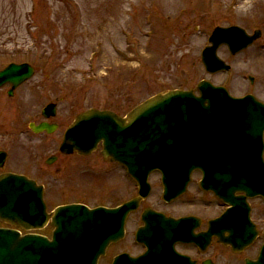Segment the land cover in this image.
<instances>
[{
    "label": "rangeland",
    "instance_id": "1",
    "mask_svg": "<svg viewBox=\"0 0 264 264\" xmlns=\"http://www.w3.org/2000/svg\"><path fill=\"white\" fill-rule=\"evenodd\" d=\"M231 25L249 32L264 29V0H0V69L15 61L28 62L36 71L14 97L7 95V85L0 88V149L9 153L0 172L31 158L44 141L45 135L32 133L29 123L43 118L41 106L49 101L58 105L61 127L54 137L59 140L82 111L110 109L125 115L158 92L181 88L197 93L201 79L225 84L234 95L243 93L248 87L243 75L264 66V33L238 55L225 46L219 49L231 65L227 73L209 74L201 61L214 28ZM40 83L44 91L37 88ZM27 86L34 89L23 97ZM27 103L30 110L22 112ZM14 153L21 157L13 161ZM69 178L62 175L61 202L107 189L86 190ZM260 242L247 254L256 256Z\"/></svg>",
    "mask_w": 264,
    "mask_h": 264
},
{
    "label": "flooded vegetation",
    "instance_id": "2",
    "mask_svg": "<svg viewBox=\"0 0 264 264\" xmlns=\"http://www.w3.org/2000/svg\"><path fill=\"white\" fill-rule=\"evenodd\" d=\"M261 31L263 36L264 29ZM261 49L264 50L263 44ZM258 56L252 57L256 60ZM261 69L252 71V75H243L248 80V87L243 93L233 95H252L264 103V81L260 82L258 77H264V66ZM39 85L37 88L44 91L45 84ZM7 86V95L14 97L21 85L12 95L9 94L11 86ZM23 89L26 92L23 97H26L34 88L27 86ZM23 102L27 101L20 102L18 109ZM2 106L12 109L9 103ZM26 106L22 112L30 110L28 103ZM54 110V115L49 118L42 115L43 118L35 123L47 121L57 124V132L61 127L57 121V103ZM29 128L34 134L45 135L44 141L36 145L31 158L14 161L21 156L12 154L15 166L2 170L0 174H23L42 185L47 217L39 221L36 228L28 230L1 220L0 228L16 229L23 235L38 234L49 241H53L55 232L61 229L58 233L60 235L62 231L63 240L69 242V257L73 264H246L247 259L257 258L264 239V195H247L239 189L241 183L238 182L239 178L252 175V157L240 158L241 163L247 164L240 167L241 171H238L237 156L230 159V165L220 167L218 171L215 165L193 168L185 187L183 180L173 182L157 167L148 173L142 190L141 183L131 172L133 168L125 163H139L140 158L111 160L101 153L98 158L77 152L65 154L60 151L62 139H55V132L35 133L30 124ZM66 128L61 131L60 138ZM242 137L245 138L244 135ZM226 143L237 147L241 143V136L238 141L235 134L226 135ZM262 143L264 146V132ZM49 151L50 154L43 155ZM97 151L100 152V149ZM8 157L7 152L6 161ZM262 158L264 161V148ZM67 174L69 182L75 181L76 185L83 183L86 190L99 185H106L107 189L101 190L104 194L96 196L84 191L85 197L73 196L61 202L59 193L65 185L62 184V175ZM99 180L104 183H99ZM51 186L54 190H50ZM93 198L96 201H90ZM128 202L131 204L126 205ZM71 203L83 204L81 209H85L86 213H55L61 205ZM252 225L258 232L254 242L240 250L234 247L233 242L238 240V229H243L247 237L246 229ZM259 242L256 256L253 252L247 254Z\"/></svg>",
    "mask_w": 264,
    "mask_h": 264
},
{
    "label": "water",
    "instance_id": "3",
    "mask_svg": "<svg viewBox=\"0 0 264 264\" xmlns=\"http://www.w3.org/2000/svg\"><path fill=\"white\" fill-rule=\"evenodd\" d=\"M259 36V30L249 35L240 26L216 27L209 38L211 44L202 53L206 70L215 73L229 69L230 66L217 55L222 44H227L236 53L251 45ZM34 72L33 66L28 63H11L0 70V87L10 83L16 88L31 78ZM197 88L201 95L183 89L153 95L133 108L126 117L110 110L89 109L79 114L69 126L61 150L64 153L76 150L80 154H89L103 142L102 154L111 160L124 157L189 158L191 161L188 164L192 167L206 157L216 158L214 164L220 168L228 165L235 156L239 158V165L240 158L247 156L244 150L253 146L252 187L264 193V163L260 145L264 128V104L253 100L251 96L233 97L225 87L215 86L207 80L201 81ZM51 113L54 110L45 115ZM235 125L239 128L233 131ZM32 127L35 132L45 129L51 132L55 129V125L47 122L32 124ZM232 132L237 136L243 134L245 142L233 148L219 138L221 133ZM206 134L215 137L205 138L207 140L204 141ZM252 136L255 143H252ZM5 157V152L0 151V166H3ZM174 167H178L176 171L180 174L185 172L184 163H175ZM238 171H241L240 167ZM238 182L242 183V180L239 178ZM80 207L62 206L55 213L65 215L80 211L85 214V209ZM44 214L42 186L22 175H0L1 220L29 228L27 221L35 223ZM58 232H55L54 241L49 242L38 235L20 236L15 230L0 229V264H71L69 242L66 243L64 234L59 235ZM256 233L253 228L248 230L249 241ZM247 264H264V245L259 259L248 261Z\"/></svg>",
    "mask_w": 264,
    "mask_h": 264
}]
</instances>
